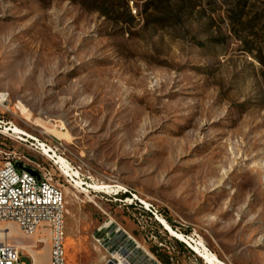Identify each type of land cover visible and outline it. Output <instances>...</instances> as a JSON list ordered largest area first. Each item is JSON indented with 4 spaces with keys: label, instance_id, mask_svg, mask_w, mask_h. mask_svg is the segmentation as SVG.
Wrapping results in <instances>:
<instances>
[{
    "label": "rangeland",
    "instance_id": "1",
    "mask_svg": "<svg viewBox=\"0 0 264 264\" xmlns=\"http://www.w3.org/2000/svg\"><path fill=\"white\" fill-rule=\"evenodd\" d=\"M0 94L53 151L0 130L65 193L64 264H264V0H0ZM2 241L50 264L44 225Z\"/></svg>",
    "mask_w": 264,
    "mask_h": 264
},
{
    "label": "built area",
    "instance_id": "2",
    "mask_svg": "<svg viewBox=\"0 0 264 264\" xmlns=\"http://www.w3.org/2000/svg\"><path fill=\"white\" fill-rule=\"evenodd\" d=\"M5 132L13 131L9 126L6 127L0 121V130ZM23 137V136H21ZM27 138V137H24ZM21 141L24 139L19 138ZM28 139V138H27ZM33 143L30 145L38 152H43V147L53 154V151L44 143L37 139H29ZM49 158V157H48ZM61 158V157H60ZM53 165L66 178V183L70 186H77L76 182L70 175H65L63 170L69 173L74 170L77 173L76 181H79L78 187H86V183L79 178V173L71 164L62 158V162H58L53 158H49ZM21 165L23 169H17L16 165ZM102 186V185H100ZM110 188V193L101 190H88L86 193L102 194L104 196L122 194L125 197L118 200L122 205L129 204L128 196H132L141 205H146L131 192L121 187L117 192L112 190L114 186L105 185ZM102 188V187H101ZM115 200V199H114ZM106 201V200H105ZM65 193L53 182V178L49 170L35 165L30 167L29 163L21 157H6L0 165V223L14 222L25 236L34 235L41 225L49 230L50 234V264H64V215H65ZM145 210L151 213L157 221V213L151 205L144 206ZM154 211V212H153ZM186 238L189 236L184 235ZM30 264L35 262L34 258L27 253ZM0 264H23L21 262V254L18 250L5 242H0ZM104 264H128L127 256L123 255L118 259L107 260Z\"/></svg>",
    "mask_w": 264,
    "mask_h": 264
},
{
    "label": "bare ground",
    "instance_id": "3",
    "mask_svg": "<svg viewBox=\"0 0 264 264\" xmlns=\"http://www.w3.org/2000/svg\"><path fill=\"white\" fill-rule=\"evenodd\" d=\"M4 100V96L2 95V94H0V101H3ZM10 129H11V127H10ZM12 130V129H11ZM13 131V130H12ZM13 133H15V134H19L20 136H23V137H27L28 139H34V138H32V137H30V136H28L27 134H25V133H23V132H20V131H16V132H13ZM44 148V147H43ZM44 150V149H43ZM63 160H60L59 159V161H57V163L58 162H62ZM63 173L65 174V175H70L71 176V174L69 173V171L68 170H66V169H64L63 170ZM76 178V177H75ZM74 179V178H73ZM98 189V188H97ZM103 189H107V187H104ZM102 189V190H103ZM121 189V188H120ZM91 190H94V188H91ZM104 192H106L107 193V190L105 191V190H103ZM110 191V190H109ZM117 192V191H116ZM64 232H65V224H64ZM65 235V234H64ZM186 238V237H185ZM64 239H65V237H64ZM182 241H183V239H181ZM183 242H185V241H183ZM20 245H22V248H24V249H26L27 247L26 246H23V244H20ZM29 248V247H28ZM197 253V252H196ZM31 255V254H30ZM32 256V255H31ZM33 257V256H32ZM34 258V257H33ZM206 260V259H205ZM31 264H35V262H32Z\"/></svg>",
    "mask_w": 264,
    "mask_h": 264
},
{
    "label": "water",
    "instance_id": "4",
    "mask_svg": "<svg viewBox=\"0 0 264 264\" xmlns=\"http://www.w3.org/2000/svg\"><path fill=\"white\" fill-rule=\"evenodd\" d=\"M16 168L20 169V170L23 169V167L21 165H18V164L16 165Z\"/></svg>",
    "mask_w": 264,
    "mask_h": 264
},
{
    "label": "crops",
    "instance_id": "5",
    "mask_svg": "<svg viewBox=\"0 0 264 264\" xmlns=\"http://www.w3.org/2000/svg\"><path fill=\"white\" fill-rule=\"evenodd\" d=\"M64 252H65V251H64ZM27 258H28V257H27ZM28 260H29V258H28ZM105 262H106V261H105ZM105 262H104V263H105ZM104 263H102V264H104ZM29 264H30V260H29Z\"/></svg>",
    "mask_w": 264,
    "mask_h": 264
}]
</instances>
